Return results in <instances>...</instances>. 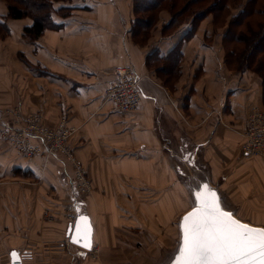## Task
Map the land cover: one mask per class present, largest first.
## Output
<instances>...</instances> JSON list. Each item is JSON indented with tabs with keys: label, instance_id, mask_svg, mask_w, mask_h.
<instances>
[{
	"label": "crops",
	"instance_id": "obj_1",
	"mask_svg": "<svg viewBox=\"0 0 264 264\" xmlns=\"http://www.w3.org/2000/svg\"><path fill=\"white\" fill-rule=\"evenodd\" d=\"M134 1H54L55 27L29 43L22 32L30 18L7 22L0 126L29 115L49 128L63 120L92 193H73L69 168L56 159L20 158L0 141V264H11L12 250L21 264H35L44 255L38 252L50 248L67 264L65 250L75 246L66 235L71 223L61 217L66 206L90 218L92 248L100 251L95 260L86 253L82 264L145 263L143 254L124 260L120 229L132 223L168 231L191 208L189 189L203 183L241 217L264 219V158L240 153L249 111L264 110V53L242 59V45L228 34L230 16L218 22L212 11L191 32L189 20L171 29V13L162 9L151 37L139 44L134 37L146 23L137 19ZM122 65L142 76L146 99L136 113L118 112L104 97ZM10 175L30 177L34 187L8 192L2 184Z\"/></svg>",
	"mask_w": 264,
	"mask_h": 264
},
{
	"label": "snow or ice",
	"instance_id": "obj_2",
	"mask_svg": "<svg viewBox=\"0 0 264 264\" xmlns=\"http://www.w3.org/2000/svg\"><path fill=\"white\" fill-rule=\"evenodd\" d=\"M192 210L179 223L180 243L170 264H264V229L251 227L226 209L223 198L207 183L189 189ZM73 244L91 250L87 217L74 226ZM16 253H12L14 264Z\"/></svg>",
	"mask_w": 264,
	"mask_h": 264
},
{
	"label": "built area",
	"instance_id": "obj_3",
	"mask_svg": "<svg viewBox=\"0 0 264 264\" xmlns=\"http://www.w3.org/2000/svg\"><path fill=\"white\" fill-rule=\"evenodd\" d=\"M141 80V76L130 65L117 67L115 80L105 89V100L111 101L118 112H138L144 102ZM13 114L20 117L15 110ZM71 134L72 130L65 126L63 120L56 128H49L43 126L36 115L27 116L23 122L7 121L0 126V141L24 158L52 157L61 162L64 170L69 168L70 174H67L72 192L87 195L90 183L80 161L67 144ZM240 153L244 157L264 158V110L254 107L249 111ZM75 217L72 213V220L69 222L72 223ZM95 251V248H91L87 253L92 256Z\"/></svg>",
	"mask_w": 264,
	"mask_h": 264
},
{
	"label": "trees",
	"instance_id": "obj_4",
	"mask_svg": "<svg viewBox=\"0 0 264 264\" xmlns=\"http://www.w3.org/2000/svg\"><path fill=\"white\" fill-rule=\"evenodd\" d=\"M7 3L8 20L30 18L32 24L23 29L22 36L30 42L38 38L46 29L54 28L55 25L51 19L52 4L58 0H4ZM143 1L144 4H141ZM135 0V8L137 12L146 14L149 10L158 8L167 9L171 13V20L168 26H178L181 23L188 21L192 23L191 32L195 29L197 21L202 19L208 12L212 11L214 18L220 17L219 14L223 10L231 6L240 7V0H211L207 5H201L207 0ZM139 5V6H138ZM162 10V9H161ZM216 12V13H215ZM229 13H225L224 18H227ZM239 15L244 18L238 20L230 19L228 31L233 25L242 27L235 35V41L239 42L244 47L239 50L241 58H251L254 54L264 53V21L257 19L264 16V0H247L245 9L241 8ZM145 23L151 25L148 19H143ZM224 20V19H223ZM141 21V20H140ZM1 38L8 35V27L0 18ZM190 32V33H191Z\"/></svg>",
	"mask_w": 264,
	"mask_h": 264
},
{
	"label": "rangeland",
	"instance_id": "obj_5",
	"mask_svg": "<svg viewBox=\"0 0 264 264\" xmlns=\"http://www.w3.org/2000/svg\"><path fill=\"white\" fill-rule=\"evenodd\" d=\"M180 1H179V3H177L176 8L179 6ZM208 3L210 4L211 0H207L204 3H202L201 5H203V4L207 5ZM246 3H247V0H240V2L238 4L240 6L239 8H238V6L237 7L231 6V7L227 8L226 11L224 9L223 12L219 14L220 17H217V21L223 22L224 15L226 12L229 13L228 18L230 16V19H235V18H233V16H236L238 18V20H241V18H244V17H242V15L240 16L239 13L241 11V8L245 9ZM141 4H144L143 1ZM161 9L164 10V8H161ZM161 9H160V11H161ZM158 12H159V10L157 7L154 8V10H149L146 14H143L141 12L139 13L138 7H137V12H136V8H135L136 17L138 20L148 19V22H151V25L150 24L148 25V23H147L145 26L142 27V29L140 28L141 26L136 27V28H140V30L137 33V35L134 37V40L138 41L139 44L144 43L145 38L151 37L150 34L152 33V27L156 25L155 22L159 18ZM64 13H66V12H60L59 14L64 15ZM6 14H7V3L4 0H0V18L3 20V22H5V25H7V22L9 21L8 19H5ZM257 20L264 21V16H260V18ZM187 23H184V24H187ZM189 24H191V22H189ZM173 28L175 29L176 26H173L171 29H173ZM240 29H242V27L237 26V25L236 26L233 25L230 28V30L228 31V34L230 36H232V38H234L235 35L237 36V32ZM0 34H1V32H0ZM5 37L6 36H4L3 38H5ZM0 38H1V35H0ZM26 41L28 43L30 42L28 40V38H26ZM230 42H231V40L228 41V43H230ZM243 47H244V45H242V47L239 48V50H241ZM252 65H255V63H252ZM157 66L161 67L162 65L160 62H158ZM156 72H158V74H159V70ZM141 79H142V76H141ZM159 79H160L159 77L158 78L156 77V80H159ZM14 110L16 112H18V114L20 116V110L17 107H15ZM10 122H13V121L10 120ZM11 150L16 155L18 154L17 152H15V149L11 148ZM19 156H20V158H24L21 155H19ZM244 158H246V157H244ZM24 159H28V158H24ZM61 159H64V158L61 157ZM59 164H62V163L59 162ZM81 166L84 169V172L86 173V177H87V179L90 183V186H91L90 192H89V194H87L89 196L92 193L91 179L88 176V172H87L86 167L83 166L82 163H81ZM25 178L26 177H23L22 179H17V178L11 177V175H10L8 180L3 181L2 185H3V187H5V189H7L8 192L17 191V186L18 185L22 186L24 183H25V185H28L30 187H34L32 182H35V181H32V178H30V177H28L30 179H28V178L25 179ZM36 185H38V184H35V186ZM13 198H15V197H13ZM19 199H21V198H18V200ZM12 202H16V199H12ZM26 202H27V200H26ZM42 202H44V201H42ZM75 202L77 205L79 203H81L80 200H77ZM12 210H13V212H15V209L13 207H12ZM132 211H133V209L130 208V214H129L130 219H132ZM72 213L76 214V211L72 210L70 208V206H66V208L61 213V217L63 218L64 221L69 222L72 220ZM45 214H46V212H45ZM43 218H45L48 221H52L51 219H53V216H46V217L43 216ZM242 218H244V219H246V220H248L254 224L264 225L263 217H262V219L255 220V219H253V217H251L249 215H244V216H242ZM178 219H179V215H177L174 218V221H172V223L170 224L171 227L168 231H165L163 229V226H160V225H152V226L143 225L141 227H138V226H136V224H132V223H130L131 224L130 226L120 229V232L122 233V235L120 236L121 238H120L119 244H120V246H122V250L129 256L128 259L124 258V260L127 261V260L137 259V258L141 257V255L143 254L142 258L144 259L143 262H145V263L141 262V263H136V264H166V262L169 259H171L170 257L173 256L174 251L176 249L175 247L177 246V243H178V227H177ZM171 249H173L172 252H170ZM52 251H53V249L50 248L48 250L45 249L44 252H42V253L38 252V255H42V254H44V255H43V258H41L39 261H36L35 264H41L40 261H42V260H46L45 264H64V263L60 262V260H61L60 257L59 258L53 257V255L51 253ZM65 251H66V254H68L70 252L67 249ZM99 252H100L99 250L98 251L96 250L92 254V256L89 255V257H88L89 260H95L97 255H100ZM115 264H128V263L120 262V263H115Z\"/></svg>",
	"mask_w": 264,
	"mask_h": 264
},
{
	"label": "water",
	"instance_id": "obj_6",
	"mask_svg": "<svg viewBox=\"0 0 264 264\" xmlns=\"http://www.w3.org/2000/svg\"><path fill=\"white\" fill-rule=\"evenodd\" d=\"M144 99H146L145 96H144ZM166 143H169V142L166 141ZM165 146H166V145H165ZM169 154H170L171 156H175V153H173V152H169ZM218 194H219V193H218ZM224 206H225V205H224ZM225 207H226V209H228V210H232V211L235 213V218L238 219V220H240L242 223H247V224H249L251 227L262 228V229H264V225H259V224H256V225H255L254 223H251L250 221H248V220L242 218L240 215H238V214L236 213V210H235V209L229 208V207H227V206H225ZM191 210H192V207H191L189 210H187L185 213H183L182 215L179 216V219H178V221H177V227H178L179 223L182 221L183 216L186 215V214H187L189 211H191ZM79 217H87L88 220H89V222H90V218H89L85 213H80V214H78V215L75 217L74 221L68 226L67 231H66V235L69 237V243L75 246L74 249H73L72 251L69 252V261H68V264H82V261H83V259H85V256H86L87 251H89L88 249H84V248H82V247H79V246L76 245V244H73V243L71 242V240H70V237H72V236L75 235L74 226H75V222H76V220H77ZM245 221H246V222H245ZM90 225H91V222H90ZM91 229H92V225H91ZM179 243H180V232H179V227H178V243H177V246L175 247L176 249H175V251H174V254H175V253L177 252V250H178V245H179ZM91 248H92V236H91ZM172 248H173V247H172ZM172 250H173V249H171L170 252H172ZM12 253H16V254H17L16 257H15V262H16V264H21V258H20V256H19V254L17 253V251H15V250H12V251L10 252V263H11V264H14V259H13ZM174 254H173L172 257H170L171 259L174 258ZM166 264H170V259L166 262Z\"/></svg>",
	"mask_w": 264,
	"mask_h": 264
}]
</instances>
